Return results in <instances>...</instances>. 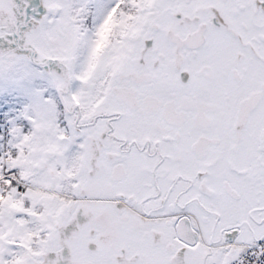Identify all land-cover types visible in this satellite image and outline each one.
Listing matches in <instances>:
<instances>
[{
  "label": "snow or ice",
  "instance_id": "6c2138e0",
  "mask_svg": "<svg viewBox=\"0 0 264 264\" xmlns=\"http://www.w3.org/2000/svg\"><path fill=\"white\" fill-rule=\"evenodd\" d=\"M0 264H264V0H0Z\"/></svg>",
  "mask_w": 264,
  "mask_h": 264
}]
</instances>
